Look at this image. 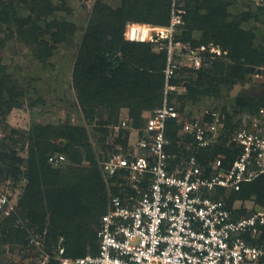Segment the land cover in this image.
<instances>
[{"label":"trees","instance_id":"16d2710c","mask_svg":"<svg viewBox=\"0 0 264 264\" xmlns=\"http://www.w3.org/2000/svg\"><path fill=\"white\" fill-rule=\"evenodd\" d=\"M236 1L186 0L185 25L176 40L184 44L189 42L191 48L217 45L226 53L223 58L211 61L209 67L205 60L201 67L190 69L198 77L191 79L185 95L177 97L183 105L190 100L198 102L206 95L220 93L223 83L233 85L244 81L248 71L259 69L264 75V48L255 42L253 30L245 29L230 12ZM27 5L29 13L23 14L21 11ZM63 6L54 0H0V30L5 27L14 32L16 28L19 37L28 44L37 45L41 56L45 57L56 49V44L68 40L76 32L77 27L72 21L55 17L65 8ZM255 6L264 9V5ZM252 16L247 12L243 18L248 20ZM170 17L171 0H122L118 7L97 0L73 68L78 101L89 120L100 114V107L107 106L111 110V121L117 122L121 108L127 107L129 116L141 121L136 127H143L148 115L145 112L150 113L162 106L167 49L154 51L152 41L129 40L125 32L131 23L168 25ZM195 31L203 32L200 40L193 38ZM45 34H50L55 43L49 45L47 40L40 39ZM179 56L177 53L176 75L171 79L173 85L179 83L185 72V67L178 65ZM226 60L230 62L227 77L223 75ZM24 95L0 58V124L20 105V98ZM237 104L244 109H260L264 107V93L259 99L239 97ZM227 124L229 128L233 127L230 121ZM180 126L176 119L168 120L166 135L172 142L169 147L172 152H182L177 143ZM122 133L126 137L129 135L126 130ZM222 137L220 143L201 149L198 153L201 163L206 165L220 154L226 156V164L234 161L239 149L226 145V134ZM118 141L126 140L118 138ZM20 143L28 144L26 157L20 155ZM54 152L65 153L69 161L66 158L63 164L55 166L49 160ZM85 160L88 164L84 163ZM12 161L26 164V170L13 166ZM9 176L18 182L23 178L26 181L21 185L23 195L19 206L22 211L19 215H0L2 253L7 246L11 253L30 246L25 222L36 232L46 231L45 248L49 252L56 248L61 237H64L67 256H83L96 250V226L108 208V194L83 126L35 123L27 131L13 128L7 140L0 143V184ZM253 195L264 208V176L244 182L239 191L228 192L227 198L233 204ZM237 213L250 214L251 211L238 210ZM36 257L38 264V253Z\"/></svg>","mask_w":264,"mask_h":264},{"label":"built area","instance_id":"2783aa9c","mask_svg":"<svg viewBox=\"0 0 264 264\" xmlns=\"http://www.w3.org/2000/svg\"><path fill=\"white\" fill-rule=\"evenodd\" d=\"M255 2L264 5V0ZM186 14V0H171L168 25H128L127 39L152 41L156 49H167L163 104L148 113L143 127L131 125L129 116L112 127L117 139L100 160L109 192L108 208L96 226V250L67 256L61 237L49 252L46 231L36 232L25 223L38 264H264V208L238 215L240 207L227 198L244 182L264 176V107L259 109L261 116L235 130L217 107L185 110L170 100L169 92L176 88L171 79L176 75L177 53L187 55L190 66L199 68L208 48H191L176 40ZM170 119L181 125L177 142L181 153L169 150ZM123 130L129 135L119 142ZM224 134L226 145L239 149L234 161L226 164V156L220 154L206 165L201 163V149L220 143ZM49 160L60 166L66 156L55 154ZM17 212V204L0 193V215Z\"/></svg>","mask_w":264,"mask_h":264},{"label":"rangeland","instance_id":"374dc122","mask_svg":"<svg viewBox=\"0 0 264 264\" xmlns=\"http://www.w3.org/2000/svg\"><path fill=\"white\" fill-rule=\"evenodd\" d=\"M60 7L65 8L59 10L55 15L56 18L62 21H72L77 29L75 34L69 37L64 42L56 44V49L47 56H41L37 45L28 44L21 39L17 34L16 28L14 32L3 28L0 30V58L6 65V70L17 81L20 88L25 92V95L20 98V105L15 107L6 118V121L0 124V143L7 140L9 133L13 128L21 130H29L35 123L46 125H80L83 126L88 133L89 142L92 146L98 168H100V160L103 153L115 141V134L112 127L118 124L123 117L130 114V109L127 107L121 108L119 120L112 122L111 110L106 107H100V114L89 120L82 110L78 101L77 91L73 82V68L76 56L78 54L79 44L82 36L88 25L93 7L97 0H54ZM103 2L118 7L122 0H102ZM251 4V5H248ZM255 0H237L231 7L230 12L235 19L240 20L241 25L245 29L253 30L255 42L261 48H264V9L257 8ZM63 6V7H64ZM23 11V14L29 13L28 5ZM251 12L253 16L246 20L243 18L244 13ZM142 24V23H140ZM202 31H195L194 39L202 38ZM40 39L48 41L49 45L54 44V40L50 34H45ZM189 43V42H188ZM186 43L188 47L190 44ZM211 47H216L221 51L213 52ZM156 49L155 43L153 50ZM179 51V50H178ZM223 53V54H222ZM222 48L211 44L205 51L202 52L204 61H208V67L211 61L223 58ZM192 60L187 58V55L179 56L178 65L188 69L180 76L179 83H176L175 90L169 92L170 100L179 108L185 110L202 109L208 106L217 107L227 115V121H230L235 130L239 129L255 116H261L257 108H242L237 104L239 97H256L261 98L264 93V75L257 69L255 72L248 71L244 81L229 85L222 84L220 93H212L202 97L198 102L189 101L185 105L177 97L185 95L188 91V86L191 84V79H197L198 74L190 71L193 66ZM230 62L225 61V70L223 75L227 77L230 70ZM165 96V91H164ZM163 96V98H164ZM147 115L148 113L145 112ZM131 125L136 127L141 121L135 117H130ZM264 125V118L261 117ZM105 123V124H104ZM144 124V123H143ZM106 129V130H105ZM121 132L119 138H123ZM17 137V135H15ZM117 139V138H116ZM20 155L26 157L28 144H19ZM59 152H54L55 155ZM65 154V153H61ZM67 162L69 157L65 154ZM84 163L88 164L85 160ZM66 164V163H65ZM13 166L22 167L26 170V164L12 161ZM25 178L20 182L9 176L2 180L0 184V193L7 194L16 204L18 214L22 211L19 206V201L23 195L21 185L25 182ZM105 182V180H104ZM106 193L109 192V185L105 182ZM235 205L240 207L239 210L247 212L254 209H261L263 206L258 203L255 195L248 199L236 200ZM246 215V214H242ZM26 223V222H25ZM28 225V223H27ZM94 229V227H93ZM0 246V252L2 253ZM2 253L1 264H37V253L33 247L27 246L23 251L11 253L9 247Z\"/></svg>","mask_w":264,"mask_h":264},{"label":"bare ground","instance_id":"6f19581e","mask_svg":"<svg viewBox=\"0 0 264 264\" xmlns=\"http://www.w3.org/2000/svg\"><path fill=\"white\" fill-rule=\"evenodd\" d=\"M132 34H134V29L131 31Z\"/></svg>","mask_w":264,"mask_h":264}]
</instances>
